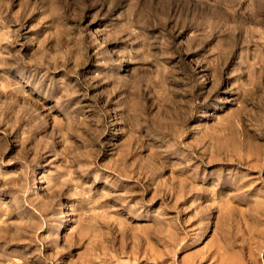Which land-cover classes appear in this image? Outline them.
I'll return each mask as SVG.
<instances>
[{"label": "rangeland", "instance_id": "374dc122", "mask_svg": "<svg viewBox=\"0 0 264 264\" xmlns=\"http://www.w3.org/2000/svg\"><path fill=\"white\" fill-rule=\"evenodd\" d=\"M0 264H264V0H0Z\"/></svg>", "mask_w": 264, "mask_h": 264}]
</instances>
